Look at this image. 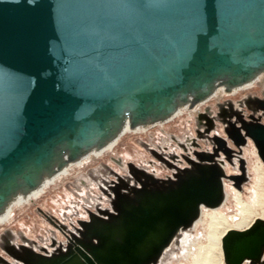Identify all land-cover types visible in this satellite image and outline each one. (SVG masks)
I'll list each match as a JSON object with an SVG mask.
<instances>
[{"label":"water","instance_id":"1","mask_svg":"<svg viewBox=\"0 0 264 264\" xmlns=\"http://www.w3.org/2000/svg\"><path fill=\"white\" fill-rule=\"evenodd\" d=\"M260 71L264 0H0V210L55 166L104 144L126 119L136 126L168 117L179 102L206 99L216 82L236 86ZM240 119L229 137L238 146L253 139L261 154L264 125ZM213 140V152L189 159L200 175L176 174L163 181L170 186L151 188L154 177L133 167L142 188L130 190L124 180L113 186L117 214L82 220L81 237L64 232L66 250L24 248L16 257L24 264L155 263L201 206L222 201L223 177L240 178L214 163L219 149L230 160L232 148ZM223 248L227 264L259 259L264 220L229 232Z\"/></svg>","mask_w":264,"mask_h":264},{"label":"rangeland","instance_id":"2","mask_svg":"<svg viewBox=\"0 0 264 264\" xmlns=\"http://www.w3.org/2000/svg\"><path fill=\"white\" fill-rule=\"evenodd\" d=\"M259 100L264 101V77L246 90L235 94L222 93L197 110L186 111L162 126H155L146 132L126 134L112 152L73 168L71 174L48 188L41 197L14 209L10 222L0 227V264H24L16 255H25L28 249L50 254L66 250L67 237L44 213L61 220L68 234L74 233L81 237L79 229L83 228L80 224L82 220H90L93 213L107 217L116 212L113 186L123 184L122 180L129 186H139L136 175L141 178L143 176L133 167L162 180L174 178L176 168L188 165L189 158L200 161L197 153L214 151V136L226 139L233 153L229 160L223 150L219 149L215 159L220 160L227 175L240 176L235 180L223 177L230 195L226 205L217 212L236 215L238 210L234 196L241 193L243 199L253 209H257V197L264 195V192L261 194L264 183L258 182L254 174L256 163H260L264 169V164L260 160L256 161L252 153L257 151V145L249 138L238 146L229 137L227 128H231L232 123L241 126L240 117L251 121V115L264 123V110ZM122 189L126 191V188ZM203 227L204 224L189 231L190 236L200 239L199 243L204 241ZM183 247L184 244L179 241L172 244L165 262L195 264L192 257L198 250L196 246L191 248L187 258L180 256ZM158 260L153 264H162L157 263Z\"/></svg>","mask_w":264,"mask_h":264},{"label":"bare ground","instance_id":"3","mask_svg":"<svg viewBox=\"0 0 264 264\" xmlns=\"http://www.w3.org/2000/svg\"><path fill=\"white\" fill-rule=\"evenodd\" d=\"M263 77H264V71H260L256 73L255 76L248 82L240 84V85H236V86H229L228 84L222 81H218L213 86L210 92V95L206 99L198 103H195L192 100V97H190L185 102H179L173 114L169 115L168 117L156 120V121H147L145 123L132 126L129 119H126L123 122L121 129L113 137L108 139L104 144L93 146L88 151L83 153L78 159L74 161H67L65 165H63L62 167L55 166V168L51 172L44 174L40 184L36 188L30 191H19L18 193H16L10 199V201L0 210V227L10 222L12 218V213L16 207L25 206L27 204H30L37 198L41 197V195L48 188L56 185L59 180L71 174V171L73 170V168L81 167L83 164H85L91 159L99 158L109 152H112L115 146L118 144L119 140L126 134L146 132L155 126H162L174 120L175 118L183 115L184 112L186 111L191 112V111L197 110L199 107L211 101L212 99L218 97L222 93L235 94V93H238L240 90L241 91L246 90L247 88L254 86L256 83L260 82ZM248 139L249 137L246 138V140ZM257 153L260 159L264 163V159L261 157L258 149H257ZM255 159L256 161L259 160L257 157H255ZM214 163L221 166L220 160L217 161L215 159ZM254 174L257 175L258 182H260L261 184L264 183V169L262 168V165L260 163L258 164L256 163V165L254 166ZM223 182L225 183V181ZM239 192L241 193V191ZM263 192L264 191L262 189V193L261 192L260 193L263 194ZM241 194H236L234 196V200L236 202V207L238 210V213L236 215L228 216L226 213L217 212L218 208H222L224 206V205L222 206H219V205L224 201L225 190H224L223 200L218 205L201 206L206 209H215V210H212L213 212L206 211L205 223H203L204 233L202 236V239H204V241L206 242L202 241L201 243H199L200 241L199 238L192 237L189 234V231L194 230L196 227V224L200 222L201 220V217H200L201 214L199 212L200 216L198 219L196 218L190 225L178 231V233L176 234L175 238L170 243V245L159 256V260L157 263L160 262L162 264H170L169 261L165 262V258L168 256L167 255L168 252H170L171 245L172 244L175 245L179 241L185 246L183 247V251L180 254L182 258H187L191 253L190 252L191 248L196 246L198 250L195 253L194 257H192L195 264H224V263L227 264L226 259H225V254H224V248H223V240L225 236L232 230H238V231L249 230L256 224L257 221L264 219V197H263L264 195L257 197V205L259 209L258 208L253 209L252 206H250V204H248L243 199ZM57 222L62 225V228H59L58 226L54 224L53 225L56 226L58 229H61L63 232H65L64 227H63L64 224L61 222V220L60 221L57 220ZM223 258H224V262H223ZM243 264H264V249L262 251V256L259 259H256L253 261L250 259H246Z\"/></svg>","mask_w":264,"mask_h":264},{"label":"flooded vegetation","instance_id":"4","mask_svg":"<svg viewBox=\"0 0 264 264\" xmlns=\"http://www.w3.org/2000/svg\"><path fill=\"white\" fill-rule=\"evenodd\" d=\"M245 119V118H244ZM251 124H254V125H256L257 123H262L263 125H264V123L263 122H261L259 119H257V120H254V119H251V121H249ZM263 145H264V141L263 142H261ZM261 144V146L262 147H264L263 145ZM254 155H255V157H257L262 163H263V161L258 157V153H257V151H253L252 152ZM261 157L263 156L264 157V149H262V151H261ZM188 158V157H187ZM190 159V158H189ZM188 159V160H189ZM264 164V163H263ZM176 170H177V172L175 173V175L176 174H179V175H185L186 176V174H188V175H200V173H197V169H196V165H194L192 162H190L189 161V164L188 165H185V166H183V167H178V168H176ZM153 176V175H152ZM154 177V183L153 182H150L149 184V186L151 187V188H161V187H168V186H170L169 184H167V183H164L163 181L164 180H174V181H176V177L174 176V178H168V179H159V178H157V177H155V176H153ZM139 180V179H138ZM134 187H136V188H142V184L140 183L139 184V186H129V189L131 190V189H133ZM224 190H225V198H224V201L219 205V206H222V205H226V200H228V198H229V191L227 190V187H225L224 186ZM232 189H233V187H232ZM129 190V191H130ZM128 190H127V192H129ZM46 192V191H45ZM44 192V193H45ZM131 193V195H132V192H130ZM218 206V207H219ZM223 206V207H224ZM222 207V208H223ZM222 208H218L217 210H222ZM212 210H215V209H206V208H203V207H201V210H200V214H201V216H200V214L198 215V217H197V219L199 218V216L200 217H202L201 218V220H200V222H198L197 224H196V227L197 226H199V225H203V217H204V213H206V211H212ZM202 211V212H201ZM208 213V212H207ZM47 214V213H46ZM94 214H98V213H94ZM113 214H117V211L115 212V213H113ZM99 215V214H98ZM46 216V215H45ZM50 216V215H49ZM47 217V216H46ZM110 216L108 215L107 217H104V218H109ZM48 219H49V217H47ZM53 218V217H52ZM50 220V219H49ZM60 221V220H59ZM50 222H51V220H50ZM52 223V222H51ZM58 223V222H57ZM52 224H54V223H52ZM64 224V223H63ZM55 225V224H54ZM56 227V226H55ZM58 227L59 228H62V225L60 224V223H58ZM195 227V228H196ZM57 228V227H56ZM66 232V231H65ZM20 244V243H19ZM45 248V247H44ZM48 253V252H47Z\"/></svg>","mask_w":264,"mask_h":264}]
</instances>
